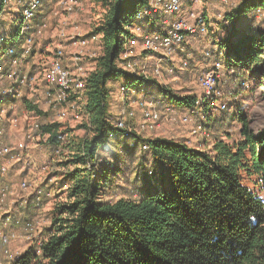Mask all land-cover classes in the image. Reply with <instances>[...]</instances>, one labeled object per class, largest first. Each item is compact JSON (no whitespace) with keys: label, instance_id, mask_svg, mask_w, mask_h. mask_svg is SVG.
Here are the masks:
<instances>
[{"label":"trees","instance_id":"trees-1","mask_svg":"<svg viewBox=\"0 0 264 264\" xmlns=\"http://www.w3.org/2000/svg\"><path fill=\"white\" fill-rule=\"evenodd\" d=\"M148 3L100 0L104 13L94 36H101L102 55L86 81L83 101L85 128L90 134L68 146L74 166L64 175L69 203L54 208L41 243L29 247L10 264H264V132L255 135L240 117L238 140L229 134L227 140L216 136L209 147L198 149L175 139H145L133 128L125 136L115 125L109 85L119 78H125V84L137 93L157 95L172 106L187 109L197 99L196 94L173 96L167 88L121 66L132 29L136 25L144 29V23L148 28L147 22L136 20ZM52 7L51 1L38 12L33 25L42 24ZM233 10L220 24L225 36L215 37L216 58L224 62L238 83L250 76L262 79L264 32L252 29L257 12L264 14V0H240ZM153 24L159 29L158 21ZM24 104L28 110L39 112L33 102ZM39 130L48 137L52 150L64 145L60 125L39 124ZM110 135L114 137L110 139ZM111 140H115L117 151L125 145L132 158L146 144L145 154L153 161V171H147L156 176L164 169L169 184L162 189L160 182H149L146 191L139 192L137 182L118 200H106L109 170L122 165L123 172L131 174L128 163L123 165L117 157L100 159L101 150H111L105 148ZM143 162H147L145 155H141L134 172L143 171ZM154 187L156 190L150 191Z\"/></svg>","mask_w":264,"mask_h":264},{"label":"rangeland","instance_id":"rangeland-1","mask_svg":"<svg viewBox=\"0 0 264 264\" xmlns=\"http://www.w3.org/2000/svg\"><path fill=\"white\" fill-rule=\"evenodd\" d=\"M52 1V9L47 11L46 14V29L42 39L36 40V58L31 59L32 62L37 63L36 71L40 76L44 74L47 62H49L55 48L58 44L57 32L62 30L65 34L64 42L71 37L82 36L88 41L86 47L83 49L70 47L66 48L65 52L76 53L83 51L84 54H94V57H87L85 66L89 70H95L97 65V59L102 55V46L99 42L100 39L93 40L94 31L101 21L104 13L103 8L99 4L100 0H75L77 6H75L72 13H64L62 8L55 5V0ZM240 3V0H228L227 3H223L221 0H194L191 3L184 4L182 6V12L187 9L194 10L197 14L204 16L207 20V32L204 35L193 36L188 39L185 45L184 52L175 56L171 65L175 68V74L173 75H161L155 76L154 70L158 66L165 67L167 64L162 62L159 57L151 56L142 52L139 48L133 50V59L135 68L147 76L152 82H155L157 86H163L172 91L176 96H185L189 94L201 95V89L197 86L195 78L199 73H203L209 69L212 61L217 59L218 48H215V39L224 37L225 33H221L220 24L223 22L226 15L233 14L235 6ZM50 13V14H49ZM4 32L6 34L12 33L17 27V23L20 21L21 12L17 4L11 3L8 8L5 9L4 14L1 16ZM257 21L254 23L255 28L253 32L259 33L261 30L264 32V14L257 12ZM158 21V20H157ZM247 25V24H245ZM229 26V25H228ZM227 27V26H226ZM218 38H215V37ZM97 37V36H96ZM65 44V43H64ZM210 52L213 60L205 57V53ZM39 61V62H38ZM183 62L188 63L187 68H183ZM224 65V62H223ZM123 66V65H121ZM182 67V69H181ZM91 72V71H89ZM222 79L220 82L221 89L225 94L224 100L228 103V110L215 111L205 118V124L207 128V136H201L196 139L191 134V125L183 126L178 122L179 113H173L176 120H173L172 116L166 114L165 106H175L167 103L166 99H162L157 95L149 96L146 93H135L129 98L128 104L133 105L134 101L145 100L147 102H161L157 106L161 113L160 125L154 126L152 129H145L142 124V110L138 105H134L136 118L128 123L129 129L133 128L134 131L142 138H169L175 139L179 142L187 143L191 148L204 149L209 147L216 136H222L227 140L226 134L230 135L233 140L240 138V132L242 124L239 121L240 117L248 123L249 129L255 134H261L264 132V77L262 79L256 77H249L244 80V83L237 82L234 79V75L224 65L222 71ZM144 76V75H143ZM126 83L125 78H119L112 81L110 87V113L113 117H118L122 108L121 102V87ZM46 85V84H45ZM42 88V90H41ZM3 87H0V90ZM45 90L43 84L38 86L34 96H28L24 92L19 97V101L36 102L39 112H29L26 114L21 109H16L17 116L20 118V126L11 134L9 147H13L19 142L26 141L29 148L26 152L13 153L14 160L6 159L9 169L8 173L0 178V184L3 187H7L9 194L5 204L0 207V219L6 217L5 214H9L13 220V226L11 229L17 228L12 231L15 235L7 240V249H9V256L4 257V261L10 264L20 255H22L29 247L37 246L41 243L42 234L50 226L52 218V212L54 208L59 205L69 203V185L64 182V175L67 172H71L74 168L72 165L73 153L70 146L71 142H81L82 139L89 137V130L85 128L87 125V118L83 110V101L76 100L75 96H72L67 102L58 106L64 114L63 119H58V112L47 103L45 97ZM21 91V90H19ZM74 98V99H73ZM20 104H18L19 106ZM74 106V109L72 108ZM132 107V106H131ZM55 110V111H54ZM58 124L62 127L64 132L63 140L64 145H57L55 149L48 145V137L45 136L40 130L31 131L35 140L28 141L23 139L26 131L32 124ZM24 134V135H23ZM70 137L77 140H70ZM22 139V140H21ZM80 139V140H78ZM115 140H111L105 148L111 149L109 151L104 150L99 152L101 160H114L116 157L123 165L126 164L127 171L131 174L123 172L122 165H117L115 168L109 170V182L106 186L105 199L116 201L125 192L136 188L139 192H144L148 188L146 183L160 182V187L163 189L168 185L169 179L165 170L161 169L155 176L149 174V170L153 171V161L150 155H146L142 146L130 157V151H125V145L122 149L117 151L114 146ZM207 144V146H205ZM119 144L118 147H120ZM104 149V147L102 148ZM57 150L60 152L57 154ZM122 150V153L120 152ZM141 155H145L147 162H143L145 167L143 171L137 173L140 163ZM94 166V165H93ZM122 167V168H121ZM119 170L121 171L119 173ZM148 170V171H147ZM101 167H97V172L100 173ZM140 177V181H137V177ZM23 181L29 182L31 185L36 186L38 190L42 192L50 193V198H43V202L40 205L34 204L33 189L23 191L20 189V184ZM141 182V183H140ZM124 188V189H123ZM155 187L150 191H155ZM136 195L138 193H135ZM264 198V193L262 194ZM16 222H20L17 225ZM30 223L31 228L25 230L24 225ZM8 228V229H10ZM12 239V240H11ZM11 256V257H10Z\"/></svg>","mask_w":264,"mask_h":264},{"label":"built area","instance_id":"built-area-1","mask_svg":"<svg viewBox=\"0 0 264 264\" xmlns=\"http://www.w3.org/2000/svg\"><path fill=\"white\" fill-rule=\"evenodd\" d=\"M192 1L194 0H149L148 6L137 13L136 20L147 22L149 25L146 31L140 25H136L131 31L133 37L129 40L127 50L121 56L124 60L123 68L127 72L147 77L143 73L144 71L135 68V63L132 61L133 50L139 48L146 54L159 57L162 62L167 64L165 67H156L154 70L155 76L175 74V68L171 65V62L174 61L173 58L182 51L181 49L187 44L190 37L204 35L207 32L203 16L191 9L182 12V6ZM221 1L223 3L228 2V0ZM49 2L51 0H29L27 4H24L23 0H2L1 2L3 6L1 16L4 14L5 9L11 3H14L19 6L21 18L17 23V27H15L14 34L10 36L3 32L4 27L0 16V87H3L0 90V178H3L9 169L4 160L9 158L14 160L13 153L26 152L29 148L26 141L19 142L13 147H9L4 142L6 131L11 132L20 126L16 104L22 93L26 92L30 96H34L39 84H43L47 88L45 97L48 105L56 109L72 96H75L78 101L84 99L86 81L94 71L85 66L87 57H94V54L87 56L83 51L72 53V66H65V34L61 29L57 32L58 44L49 62H47L45 73L40 76L38 73H30L25 70L26 61L35 50L36 40L43 38L46 29L45 21L37 25H33V21L38 12ZM22 4L23 7L20 8ZM55 5L62 8L64 13H72L77 3L75 0H55ZM157 20L159 29H155L153 24ZM67 41L71 47L80 49L88 44V41L82 36L71 37ZM205 57L213 60L210 52H206ZM5 61H8V69L5 68ZM182 67L187 68L188 63L183 62ZM223 69V62L220 59H215L209 69L196 76L195 82L201 89V95H197L196 102L192 107L187 108L186 112L178 116V122L181 125L192 126L191 134L198 140L201 136H207V128L204 122L206 116L215 111L228 110V103L223 99L225 94L220 86ZM135 93L137 91L130 89L126 84L121 87L122 108L115 125L118 129L124 131L125 136H128L130 132L128 123L136 118V106L134 105L141 107L143 117L141 126L143 128L158 127L162 121L161 113L157 108L161 102H157V100L147 102L141 99L139 102L134 101L133 105L131 104L132 107L128 104L130 96ZM173 96H176V94H173ZM33 104H36V102H33ZM165 107L166 114L176 120L173 115L175 113L173 108L168 105ZM18 109L23 110L26 114L29 112L26 106L21 108L18 106ZM61 110L56 109L59 120L63 119L62 114L64 113ZM37 130L39 131V124H32L25 135L23 134V139L26 138L24 140H27V142L35 140L31 131L35 132ZM113 137V135H110V139ZM142 149L147 151L148 146L145 144ZM59 152L57 150V154ZM20 189L23 191L33 189L34 204L37 205L43 202V198L51 197L50 193L44 194L42 190H38L36 186L27 181L21 182ZM8 194L7 187L0 184V207L5 204ZM5 215L6 217L0 219V231L14 225L10 215L8 213ZM16 223L20 225V222ZM31 225L30 223L25 224V230L30 229ZM14 236L12 234V237ZM8 256L9 249L0 248V259Z\"/></svg>","mask_w":264,"mask_h":264},{"label":"crops","instance_id":"crops-1","mask_svg":"<svg viewBox=\"0 0 264 264\" xmlns=\"http://www.w3.org/2000/svg\"><path fill=\"white\" fill-rule=\"evenodd\" d=\"M144 30L146 31L147 30V25L144 23ZM3 32H4V30H3ZM5 34H6V32H4ZM14 34V31H13V27H12V33L11 34H6V35H13ZM94 38V40L96 39V38H99L100 39V43H101V46H102V42H101V36L99 35V36H95V37H93ZM65 45H66V48H70L71 46H70V43L66 40V42H65ZM35 48H36V46H35ZM184 48H185V46L183 47V49H181L182 51H180L179 52V54H181V53H183L185 50H184ZM37 52H36V49L34 50V52L32 53V55H30L29 57H28V59H27V61H26V65H25V70H27V72H30V73H37L36 71H38L37 70V63H35V62H32L33 64H31L30 63V60L32 59H35L36 58V56H37V54H36ZM178 54V55H179ZM35 55V56H34ZM71 55H72V53H67V52H65V59H64V64H65V66L66 67H71L72 66V63H71ZM35 58H34V57ZM7 62V63H6ZM39 62V61H38ZM5 63V68L6 69H8V61H5L4 62ZM208 69V68H207ZM42 84H39V86H41ZM43 88H45L44 86H43ZM41 90H42V88H41ZM46 91V90H45ZM26 95H28V96H30L29 94H27L26 92H24ZM45 93V92H44ZM18 104H20L19 105V107L21 108L22 106H26L24 103H23V101H22V103H20L19 101L17 102V104H16V106L18 107ZM73 106V105H72ZM74 109V108H73ZM173 110L175 111V113L177 112V113H179V114H182V113H184V112H186L187 111V109L186 108H184V107H177V106H175L174 108H173ZM131 122V121H130ZM15 132V130H13V131H6V137L4 138V142L6 143V144H8V142L11 140L10 139V135L11 134H13ZM10 136V137H9ZM16 145V144H15ZM14 145V146H15ZM17 228H14V229H4L3 231H0V248H7V240H8V238L10 237V238H12V234H13V232L12 231H14V230H16ZM12 240V239H11ZM5 259H4V257L2 258V262H3V264H6V263H8V262H5L4 261Z\"/></svg>","mask_w":264,"mask_h":264}]
</instances>
